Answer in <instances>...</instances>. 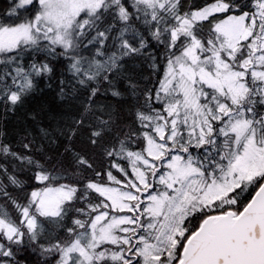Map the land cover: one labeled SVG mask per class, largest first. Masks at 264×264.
Masks as SVG:
<instances>
[{"label": "snow or ice", "instance_id": "1", "mask_svg": "<svg viewBox=\"0 0 264 264\" xmlns=\"http://www.w3.org/2000/svg\"><path fill=\"white\" fill-rule=\"evenodd\" d=\"M0 264H264V0H0Z\"/></svg>", "mask_w": 264, "mask_h": 264}]
</instances>
